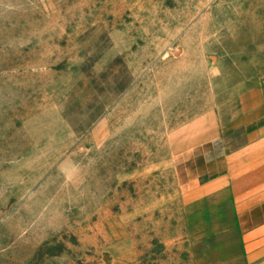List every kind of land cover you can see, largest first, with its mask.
Returning <instances> with one entry per match:
<instances>
[{"label":"rangeland","instance_id":"374dc122","mask_svg":"<svg viewBox=\"0 0 264 264\" xmlns=\"http://www.w3.org/2000/svg\"><path fill=\"white\" fill-rule=\"evenodd\" d=\"M244 35L245 0H0V264H245L167 143L226 122Z\"/></svg>","mask_w":264,"mask_h":264},{"label":"crops","instance_id":"0c3cea01","mask_svg":"<svg viewBox=\"0 0 264 264\" xmlns=\"http://www.w3.org/2000/svg\"><path fill=\"white\" fill-rule=\"evenodd\" d=\"M242 45L231 78L241 90L226 122L209 112L170 133L167 143L179 166L192 160L200 168L179 185L180 197L217 200L229 216L221 224L232 247L245 264H264V0H245Z\"/></svg>","mask_w":264,"mask_h":264}]
</instances>
